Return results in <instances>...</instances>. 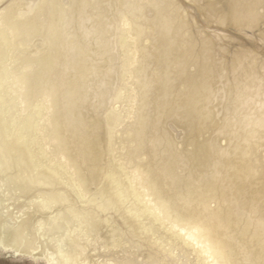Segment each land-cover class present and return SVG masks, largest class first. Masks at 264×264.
I'll return each instance as SVG.
<instances>
[{
  "label": "rangeland",
  "instance_id": "rangeland-1",
  "mask_svg": "<svg viewBox=\"0 0 264 264\" xmlns=\"http://www.w3.org/2000/svg\"><path fill=\"white\" fill-rule=\"evenodd\" d=\"M2 29L0 187L11 199L60 202L62 187L79 191L33 177L31 149L68 163L99 195L104 212L77 198L74 207L86 208L83 225L126 242L115 264H148L149 254L160 264H264V0H0ZM121 163L193 241L181 254L166 250L163 261L152 234L125 218L126 203H113L107 172L133 198ZM75 212L65 209L60 228L78 222ZM0 264L51 263L0 248Z\"/></svg>",
  "mask_w": 264,
  "mask_h": 264
},
{
  "label": "bare ground",
  "instance_id": "bare-ground-1",
  "mask_svg": "<svg viewBox=\"0 0 264 264\" xmlns=\"http://www.w3.org/2000/svg\"><path fill=\"white\" fill-rule=\"evenodd\" d=\"M6 43H7V46H6ZM2 44L7 48L10 47V43L8 42L7 33L3 29L0 31V45H1V47L3 46ZM22 45L23 44H21L20 47ZM22 47L24 48V45ZM23 66H24V64H23ZM25 67L26 66H24V69L22 71L20 70L21 73L18 75L19 77L25 76V73L28 71ZM2 71H3V74H5V76L10 74L9 69L6 66H3ZM1 79H2V76L0 77V82H1ZM1 97L2 96L0 94V102H1L0 112H3L2 104L5 103V99L3 101V98L1 99ZM43 105L44 104L42 102H38L35 105V108H38V110H37L38 114L40 112L41 107H43ZM41 121H42V119H41ZM19 140H21V142H23V143L25 142L24 138L19 139ZM26 145L27 144H24V146H26ZM28 151L31 152L30 159H31V162L33 164V166L30 165L31 170H36V173L32 175L33 177L40 178V176H41L40 174H43V176L45 175L47 177H51L52 179H56L55 178V176H56L57 179H61L63 181V183L71 190V192L73 191L74 187H75V189H78L79 191L75 195V197H71V196H69L70 194L68 193V191H66V188L62 187V190L65 192V195L68 196L67 199L60 196V198H59L60 202H57L58 201L57 199L56 200L54 199L52 201L47 197H40L39 202L36 200H28L27 204L21 206L20 202L17 199H15L16 197L15 198L13 197L14 199H11L10 194L7 193V192H12V190L8 191L7 189H5V188L2 189L0 187V248L7 250V251L10 250L15 254H20L23 256L31 257L33 259H42V260L46 261L47 263H51V264H89V261H93L94 264H115L114 263V262H116L115 257L117 255H120L119 257L124 259V256H125L124 254H125V252H127L126 242L121 241V238H119V239L114 238V239H112V241H108L106 238L107 234H104L103 231L101 233L98 232L99 227L96 226L97 228H95L94 226H91V225L90 226L83 225L84 220L81 217H79V214H81V212L83 210H86V208H84L82 206L84 205L86 207L87 204H91V205L93 204L94 206H98L100 208L101 212L105 211V209L99 203V201H100L99 195L97 197L95 194H92V193H89L88 191H86L83 188V184L81 183V179L78 178L79 176L73 177V171L67 172V169H70L67 166L68 163L57 162V161H54V162L49 161L47 163L43 159L35 157V156L39 155L40 153L38 154V152H37L36 154H34V153H32L33 151H31V149H28ZM43 153H46V151L43 150ZM24 162H27V161L24 160ZM1 164H2V162L0 161V168L3 166V165L1 166ZM138 164H139V162H138ZM119 165H118V168L120 169V171L123 172L124 176H126V179L128 181V184H129L128 188H131L133 198H132V200L130 199V197H129L130 193L129 194L124 193L127 195V197L125 198L123 196L121 188L118 187V183H119L118 179L119 178L115 177V173L113 174L111 172L110 173L107 172L108 174L106 173L105 174L106 178L105 177L104 178L106 180L109 179L110 182L115 183V185H116V186H113V188H112V189H114V193H115L114 194L115 196L112 197V199L114 200L113 203L117 204L119 200H120L121 204L126 203L125 207H126L127 211H126V214L124 212L125 218L126 219H129V217H131V219L135 218V220L141 224V226H140L142 228V231H140L141 233H146L149 235L152 234L151 238L154 237L153 238L154 241L152 240L153 241L152 245L156 246L154 244V243H156L157 247H158L157 249H159V247L161 248V250L164 249L163 250L164 251V254H163L164 260L161 256H159V257H161L160 261H162V260L165 261L166 250L170 251L171 253H174V252L176 254L180 253V250L178 251L177 247L183 248L184 244L189 245V244H191L189 242H193V241L184 233L183 230L174 228L175 227L174 225L167 224L166 222H164L162 220L163 214L160 211L161 208L159 206L155 205L154 203L152 204L151 202L148 201V199L146 198V195H145V194H147V192L142 193V191L136 190L132 181L129 180V179H131L132 171H126V166L123 164L125 167V168H123L122 163ZM6 166H7V164L5 165L4 168H6ZM4 170H6V169H4ZM4 170H2V173L4 172ZM65 172H67V173H65ZM5 173H6V171H5ZM65 174H68V176H65ZM134 174H135V172H134ZM43 176H41V178ZM2 177H4V176L2 175ZM9 179L7 181H10ZM27 179H29V178H27ZM44 179L46 180L47 178L45 177ZM102 179H103V177H102ZM29 181H31V180H29ZM237 181H238V178H237ZM1 182H5V180L1 181ZM38 182H40V180H38ZM49 182H51V181H49ZM10 183H12V182H10ZM105 183H107V182H105ZM4 184H6V182L2 183L1 185H4ZM103 185H104L103 186L104 188H102V189L104 191H107L108 188L105 189V185H107V184H103ZM100 187H99V191L103 192ZM7 188H8V186H7ZM143 191L145 192V190H143ZM13 193H15V192H13ZM13 195L16 196V194H13ZM18 196H20V195H18ZM76 198L78 199V201L80 203H84L78 209H76L74 207L77 205L76 204V202H77ZM114 204H112V206L110 208H112V207L114 209L118 208V207H114L113 206ZM65 209L70 210V212H74V211L78 210L79 211L78 213L75 212V214H73L77 217L76 219L78 220V222L69 224L65 228L64 227L60 228L57 220L61 219V218L64 219ZM118 209H117V211H114V213L119 212V214H120V211L122 210V208L119 209L120 211ZM111 210L112 209H110V211ZM92 211H93V209H92ZM86 212L87 211H85V214H86ZM112 212H111V216H112ZM90 213H91V211H90ZM90 213H89V215H90ZM93 213L95 214V212H93ZM114 213H113V215H115ZM94 214H93V217H94ZM86 215H88V214H86ZM117 216L119 217V215H117ZM93 217H90L91 220L90 219H87V220L92 221L93 219H95ZM8 218H10V219H8ZM114 218H115V216L112 219L114 220ZM109 219H111V218L109 217ZM104 220L108 221V218H105ZM93 222L95 223V221H93ZM152 222H153V224H152ZM160 228L162 229V232L160 231L161 230ZM156 229H158V230L160 229L159 230L160 232H156L155 231ZM176 238L178 240H181V244L183 243L182 246L175 244ZM123 239H125V238H123ZM127 240H129V239H127ZM149 243H151V242H149ZM173 244H174V246H173ZM150 248H151V246H150ZM113 249L115 250L116 255L114 257H111L112 260H110V259L104 260L101 258L102 256H104V257L108 256V253L113 251ZM131 249H133V248H131ZM145 249H146V247H145ZM142 250L144 251V249H142ZM133 251H135V250H133ZM133 251L131 254H133ZM181 251H182V249H181ZM184 251H187V249H185ZM129 252H131V251H129ZM141 255L143 256V253ZM149 255H150L148 257L149 259H147L149 262L153 259L154 260L156 259L155 258L156 255L154 256V254H153V256H154L153 259L152 258L150 259V257H153V256H151V254H149ZM170 259H173V258L171 257ZM154 260H153V262H154ZM139 261L136 260L137 264H144V262H146V259L144 260L143 258H139ZM118 262H120V261H118ZM149 262H148V264H149ZM125 263H127V262H125ZM155 263L160 264V262L158 263L156 260H155ZM167 263L170 264V261L169 262L167 261ZM186 263L182 262V263H178V264H186ZM150 264H152V263L150 262ZM189 264H192V262Z\"/></svg>",
  "mask_w": 264,
  "mask_h": 264
}]
</instances>
